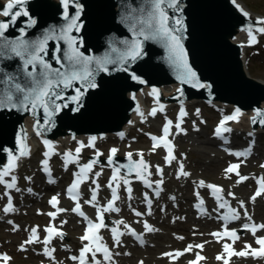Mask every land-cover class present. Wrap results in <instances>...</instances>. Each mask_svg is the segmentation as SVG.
<instances>
[{"label": "water", "instance_id": "1", "mask_svg": "<svg viewBox=\"0 0 264 264\" xmlns=\"http://www.w3.org/2000/svg\"><path fill=\"white\" fill-rule=\"evenodd\" d=\"M7 3L9 0H0V11ZM149 8L148 0H68L67 8L64 0H25L13 12L28 15H20L14 24L11 17L0 15V22L9 25L4 32L7 40L14 41L22 35L25 41H39L45 35L54 37L48 40L46 53L42 54L53 69L61 68V63L70 66L65 58L68 44L62 38L67 30V36L75 41L74 47L90 61L77 70L81 74L90 71L88 80L96 85L82 87L87 81H78L70 88H61L63 99L56 101L61 107L48 118L42 108L35 114L30 106L27 110L0 109V172L15 158V168L7 175L14 173L30 157L34 136L59 150L64 148L62 139L89 137L98 142L126 133L149 114L145 110L139 120L144 91H149L161 109L198 101L231 105L240 111L238 125L249 112L252 116L248 120L255 118L253 123L257 125L248 130L264 131V123L260 122V118L264 119V82L250 78L246 44L240 41L249 40L247 28L255 27V22L263 18L241 0H177L176 8L167 13L173 21H182V25L172 22L171 27L177 29L187 63L196 73L195 80L182 82L183 69L169 48L163 42L139 37L138 21L146 19ZM241 9L248 13L247 17ZM73 18L78 27L68 29ZM253 34L255 38L261 35L255 31ZM137 39L142 51L133 60L126 53ZM57 56L61 63L54 58ZM98 60L109 61L105 70L96 65ZM31 70L29 66L27 71ZM8 78L26 90L32 86L19 57H0V98L11 88ZM22 145L29 149L27 155H20Z\"/></svg>", "mask_w": 264, "mask_h": 264}, {"label": "rangeland", "instance_id": "2", "mask_svg": "<svg viewBox=\"0 0 264 264\" xmlns=\"http://www.w3.org/2000/svg\"><path fill=\"white\" fill-rule=\"evenodd\" d=\"M243 1L251 10L257 14L264 15V0H241ZM247 58L249 63L250 74L253 78L264 81V36L261 38L260 44L256 48H251L247 51ZM148 101H150L148 99ZM174 106V105H172ZM171 106V107H172ZM218 106V108H210L208 105L195 102L188 106V120L185 128L187 136L180 138L181 145H179L178 150H180L178 160L171 166L167 167L166 157L159 151H146L149 149L147 141L143 138V132L152 131L151 124L144 127H136L132 130L129 137L125 141H121L116 137H106L102 143L98 144L96 149H80L77 154V149L71 148L72 154L77 156L78 164H84L88 162V157L92 153L101 156L102 160H107L108 150L111 148H116L120 159L129 157L131 154L135 159H140V157H145L151 165V180L162 184L166 187V191L171 194L178 196L180 207H176L173 203L165 213H160L162 203H160L159 210L156 214L152 215L154 227L156 234L152 238L153 241L150 245L143 250H135L130 242L125 243V249L130 250L132 253L124 252L123 256H119L118 259L122 264H137L140 260L146 262V264H169L167 260L159 259L161 254L166 250L177 249V248H187V246L182 247V241L186 237L191 242L196 241H206L209 243L210 228L213 226V222L205 220L203 222L196 220L193 215H190V203L191 201L200 196L197 193L196 188L201 186V181L204 183L208 182V185L213 183H222L227 186L228 193L230 195L237 196L239 199H248L253 190L251 182L246 185L238 186L235 180H231L229 175L225 171V167L232 159H225L224 154L221 153L217 147L211 144L209 133L211 131V126L216 119L217 115L221 116L226 110H230L231 107ZM218 111V112H217ZM177 108L176 106L170 108L169 113L161 118H157L160 124H163L166 120H173L175 123V117ZM262 118H260V121ZM256 122V121H255ZM249 123L252 127L257 124L253 123V120ZM264 132L259 133V137L263 138ZM76 144H73L75 146ZM264 145V139L260 141L258 147L259 152L262 151ZM99 150V151H98ZM142 154V155H141ZM223 157V159H222ZM44 159V151L37 153L27 164L23 166L18 172L21 177L22 185H20L22 190H26L28 194L23 192L20 196V201L17 202V209L20 211V215L12 216L15 223L21 226L19 232L13 233L12 226L7 224L5 226H0V252L9 253L13 256V260L9 263L0 262V264H41L45 260L43 258L37 260L38 247L37 245H32L27 252H22L21 249L28 248L26 242L30 239V231L33 226L40 224L41 220L45 219V210L48 209L47 200L51 196L46 194L43 196V192H37L35 188L41 186L42 179L41 175V162ZM59 159L56 158L55 164L57 166ZM178 163L187 164L188 172L187 175H180L177 170ZM124 164V163H123ZM136 163H128V168L126 169L128 173H124V178L129 180L137 181V178H133L136 174L137 169L134 167ZM162 170L158 172L157 169ZM116 170L110 164H100L94 167V182L102 184V189L106 190L105 183H113L111 178V172ZM259 170V166H257ZM249 172V168L245 167L244 172ZM60 172H63L60 170ZM61 175L62 181L69 175ZM228 175V176H227ZM59 178V174H58ZM61 181V180H60ZM125 181H115L113 184H124ZM143 187V186H142ZM4 188L0 185V192ZM30 188V189H28ZM134 195L126 196L123 200L125 204L135 205L128 209L127 212L121 213L134 217L132 208H138L137 206L139 196L142 191L139 190V186L133 187ZM27 194V195H26ZM207 194V190L205 195ZM25 200V203L21 201ZM255 210H258L253 205ZM42 211V214L39 212ZM183 211H186L183 213ZM258 217L264 220V215L259 212ZM75 224L68 226L66 237L60 238L62 242V247L68 250H72L77 246L78 238L70 234V229H73ZM199 228L201 231L196 234L195 229ZM206 232V235H205ZM110 231L109 229L104 232V241L106 244L110 243ZM239 250H254V242L251 238H246L245 242L238 243ZM246 246H250L246 248ZM59 247L57 257L58 262L53 263L51 261H45L47 264H69L65 258L66 250ZM216 253H212L213 249L209 251V261L207 264H221L222 260L217 259L220 254V248L217 249ZM128 256V257H127ZM181 264V263H179ZM231 264H264V259L261 261H256L252 258H241L238 255H234Z\"/></svg>", "mask_w": 264, "mask_h": 264}, {"label": "snow or ice", "instance_id": "3", "mask_svg": "<svg viewBox=\"0 0 264 264\" xmlns=\"http://www.w3.org/2000/svg\"><path fill=\"white\" fill-rule=\"evenodd\" d=\"M150 8L147 11L146 19L141 17L138 21L139 25L141 27L139 28V37H142L143 40H151L155 42H163L170 50V52L175 56L176 60L175 62L177 65L183 69L181 80L182 82H187L190 80H195L196 73L189 67L186 59V53L184 52L183 46L180 43L181 37L178 36L177 29H174L171 27V23L174 22L178 25H182V21L175 20L173 21V18L170 17L167 13L168 9H175L177 0H148ZM25 3V0H9V3H7L4 6V9L0 11V15H3L5 17H11V22L14 24L17 17L20 15L27 16V12H20L16 11L13 12V9L19 8ZM65 8L68 7V0H64ZM243 12V10L241 9ZM244 16H248V13L243 12ZM76 16H79V11L77 12ZM65 19H68V16L65 15ZM34 24L35 22L32 21ZM255 27L249 26L247 28V35L249 37L250 43L255 42V36L253 32H258L260 34H264V19L257 20L255 22ZM8 24L4 22H0V57H6L8 59H11L13 56L19 57L24 62V69L26 72V75L31 80V88L26 90L24 87H22L19 83L12 84V78L7 79V83L11 84V88L6 91L4 96L0 98V109L2 108H17L18 110H27L29 106L33 110V113L35 114V110L38 108H42L43 112L45 114V117L48 118L55 112L59 111V108L61 107L56 103L57 100L63 99L61 88L67 89L70 88L73 85V82L78 81H87V84H82V87H95L96 85L92 83L90 80H88V76L91 75V72H87L86 74H81L77 69L79 67H86L90 61L87 57H84L82 53H80L75 47V41L72 40L70 37L67 36V30H64L63 39L68 44V50L65 53V58L69 61L70 66H65L63 63H61L60 57H54L58 63H61V68L53 69L52 66L43 59L42 54L46 53V44L49 39L54 38L49 35H45L42 39L39 41H25L23 39V35L18 38L17 40H7L4 37V32L8 28ZM73 27H78L76 24V19L73 18L71 23L68 25V29H71ZM134 31H135V25H134ZM21 32L23 34L24 30L21 29ZM141 44L139 39L133 42L132 46L128 49L126 55L130 59H136L138 56L141 55ZM109 61H96V65L99 67L100 70H105V65ZM31 66L32 70L27 71L28 67ZM39 67V72H37V68ZM77 93L79 94V89H77ZM156 93V90L153 89V94ZM18 94V95H17ZM76 98L74 97L73 100ZM66 106V105H65ZM162 110V109H161ZM151 115L155 116L156 109L154 108ZM185 115L184 111L181 110L180 117L183 118ZM240 115L239 109L236 110L235 115L226 117L224 120L221 121L220 125L218 126L216 130L217 136H222L223 132H230L231 129L225 127V123L230 120H236L238 122V116ZM259 115V113H258ZM253 122H255V118H253ZM261 123H264V119L260 121ZM172 122L168 121L166 125L163 128V137L157 138L155 136H152L151 139L153 140V149L161 146V144L164 145V147L167 149L168 155L165 158L166 161L170 162L172 159H175V157L172 155V145L167 141V136L169 135V130ZM177 129H180V124H176L175 126ZM39 134V133H38ZM227 142V141H225ZM45 145H48V141H44ZM29 149L26 145H22L20 149V155H27ZM80 149H77V154L79 153ZM117 152V149L113 148L111 149V156L109 158V164L112 163V156L115 155ZM236 156H247L250 154V149L247 152H238L233 153ZM45 157L49 155L48 152H45ZM70 155V154H69ZM99 155V153H98ZM129 155V159H131V154ZM142 155V154H141ZM66 159V163H67ZM44 163V170L47 172V159H45ZM96 163V161H92L88 165L84 166L80 170V174L77 175V179L74 181V183L69 187L68 193L70 195V198L75 199L74 196H72V193L78 188L79 184L83 181V174L91 171L93 164ZM134 167L137 169L136 175L142 177L143 170L147 169L148 165L145 163V161L141 158L138 163L134 165ZM238 165L233 164L230 165L225 171L227 173H232L238 169ZM264 167V165H262ZM15 168V158L11 159L9 161V165L0 172V182H2V178L6 176L10 171L14 170ZM118 172L117 170H114ZM158 172H161L159 168L157 169ZM181 175H187V173L183 172V165H181ZM237 175L239 173L237 172ZM116 179V175L114 174L113 180ZM246 177H241L240 181L242 182ZM53 182V181H50ZM128 181H125V184H127ZM147 184V181H145ZM201 186H203V182L201 181ZM260 184V189L256 192L255 196L252 198L255 200L257 196H260L261 193H264V179L258 182ZM15 186V178H13V181L11 184H7L6 187L12 188ZM149 187L151 185H148ZM111 187V185H109ZM209 188L212 189L213 193H219L221 191L220 188L208 185ZM129 194L131 193V189H128ZM93 200H95V192L93 193ZM118 199L116 194V189H112V201L108 204L107 208L104 209V211H117L118 209H115L113 207V204L115 200ZM217 199L219 200V196H217ZM53 207L56 206L57 200L54 197L52 201ZM90 203V202H89ZM220 207H225L224 204H220ZM241 207H243V202H241ZM12 204H11V198H9V204L7 207L4 208V212L7 213L9 211H12ZM77 214L80 216H84V214L79 209V204H77L76 208L74 209ZM137 215H140V213H136ZM51 215V214H50ZM238 216L235 212L232 213V219H237ZM84 219H87V217H84ZM98 219H101V217L98 216ZM227 219V217H225ZM100 227H104L103 221L101 219L100 224H92L89 223L88 226V232L82 237V240H90L92 237L90 236V233L93 232L95 229H99ZM245 228H248V225L244 226ZM264 227V226H262ZM145 229L147 231H152L147 224H145ZM253 234H255L256 227L253 226L250 229ZM46 231L49 233L48 238L44 241L45 244H48L52 238L51 234L55 231L53 228H48ZM113 232V238L119 243L118 237L121 235L116 231V229H112ZM32 237L26 242V243H32L33 240L36 238V230H32ZM133 236H135V232H131ZM57 235L62 236V233H57ZM213 235L217 236L219 238V233H214ZM225 235L230 236L233 240L238 239L236 233L233 232H225ZM96 239H99V237H96ZM137 239H140L137 237ZM257 243L261 246L258 251H253L252 255L254 256H264V238L258 239ZM191 245L189 246L188 250H191ZM197 247L202 248V245H197ZM250 246H246L248 248ZM224 249L226 252H228L229 256L232 255H238V256H246L248 255L247 251H242L239 253L232 252L229 250V246L225 245ZM90 246H86L84 249H82L80 254V264H85V253L91 251ZM96 251H102L104 254V259L108 260L110 258V253L106 247H97ZM45 255H50L47 248H45ZM170 255V254H169ZM175 255L179 256L181 253H176ZM4 260H7L8 257H3ZM72 259H76V257H73ZM203 259V257L197 255L196 260L199 261ZM217 259H222V257L218 256ZM190 264H196V262H190ZM225 264H227V261H225Z\"/></svg>", "mask_w": 264, "mask_h": 264}, {"label": "bare ground", "instance_id": "4", "mask_svg": "<svg viewBox=\"0 0 264 264\" xmlns=\"http://www.w3.org/2000/svg\"><path fill=\"white\" fill-rule=\"evenodd\" d=\"M241 42H248L249 40H240ZM147 90V89H146ZM148 93H149V91H144V93L142 94V97H141V104H140V106H141V109L139 108L138 110L140 111V117H139V120L144 116V114H145V104H146V102L148 101ZM147 112H148V110H147ZM150 113H151V111H149V115H150ZM250 116H252V115H250V113L248 112L247 113V115H246V117H245V119H244V121L242 122V127H244V129L248 132V129H249V127L251 126V124L249 123V118H250ZM146 117H147V115H146ZM146 117H144V118H146ZM139 122V121H138ZM136 123L135 125H133V126H131L130 127V129L128 130V132H130V131H132L134 128H136L138 125H139V123ZM35 137V136H34ZM34 137H32V140H33V146H34V148H33V151H32V153H31V156L29 157V158H27L26 160H24V162L21 164V166L23 167L25 164H27L33 157H34V154H36V152H37V144H36V141L34 140ZM110 137H116V136H111L110 135ZM62 142H61V145H62V147H67L69 144H70V139H62L61 140ZM235 142V141H234ZM236 143V142H235ZM65 153V152H64ZM64 153H62V154H64ZM61 155V154H60ZM33 156V157H32ZM225 158V157H224ZM222 159H223V157H222ZM135 165V164H134ZM21 167V168H22ZM43 176H44V174H43ZM151 176H146V177H141V181H150L151 180V178H150ZM180 199V198H179ZM168 201H169V199H168ZM178 203V202H177ZM157 205V204H156ZM168 208H170L171 207V205H166ZM92 207H94V206H92ZM100 208V210H103V208H102V206H100L99 207ZM156 210H159V207H157L156 208ZM106 212H109V211H102L101 213H102V216H106ZM252 215V217L253 218H255V217H257L258 216V213H255V214H251ZM107 218V217H106ZM106 224H108V218H107V223ZM120 227L122 228V227H125L124 226V224H123V222L122 221H120ZM118 233H120L121 234V232H118ZM181 264H182V262H181Z\"/></svg>", "mask_w": 264, "mask_h": 264}]
</instances>
